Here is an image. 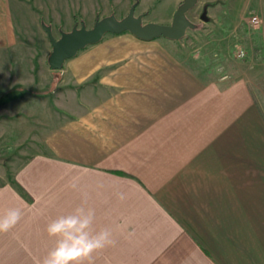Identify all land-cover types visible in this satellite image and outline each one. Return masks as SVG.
Returning <instances> with one entry per match:
<instances>
[{
	"label": "crops",
	"instance_id": "0c3cea01",
	"mask_svg": "<svg viewBox=\"0 0 264 264\" xmlns=\"http://www.w3.org/2000/svg\"><path fill=\"white\" fill-rule=\"evenodd\" d=\"M181 1L0 0V51L28 50L21 26L26 35L34 23L41 34L45 23L55 37L80 20L120 19L132 5L142 20L166 22ZM197 1L215 3L204 11L220 27L210 29L206 52L217 74L180 73L181 65L161 72L156 64L145 73L146 62L129 60L130 74L120 66L101 77L91 107L66 115L47 136L46 152L15 169L22 190L0 184V214L23 209L0 232V258H44L55 243L47 223L85 204L95 210L94 230L110 228L114 240L87 264H264V0ZM247 10L259 19L253 30L244 24ZM234 47L242 59L229 58ZM23 66L33 69V83L35 68L50 79L54 72L46 59ZM82 66L63 63L59 81L82 82ZM6 67L0 60V83H11ZM12 79L20 84V72Z\"/></svg>",
	"mask_w": 264,
	"mask_h": 264
},
{
	"label": "rangeland",
	"instance_id": "374dc122",
	"mask_svg": "<svg viewBox=\"0 0 264 264\" xmlns=\"http://www.w3.org/2000/svg\"><path fill=\"white\" fill-rule=\"evenodd\" d=\"M205 8V5L202 7L201 1H197L186 13V17L193 24V27L186 29L184 36L179 40L157 37L147 43L139 41L130 43L125 39L106 34L99 43L84 47L73 58L64 62L66 63L65 68H67L68 63L82 64L86 67L82 66L86 70L83 75L87 78L80 83L66 82L63 78L59 81V78L64 75L60 76L58 70H54L50 79L41 68H35L36 76L33 83L31 81V78L34 77L31 73L33 69L18 66L23 65L26 61L40 62L42 59H46L47 64V55L51 51V46L45 38L44 31H41L40 34L38 30H34L36 28L34 23L31 25L33 27L28 28L29 32L26 35V29L23 30L21 26L19 38L22 39L21 36L26 38L30 49L27 48V51H0V60H5L6 71H9L11 75L9 78L11 83H0V184L11 182L22 190L14 180L15 169L25 160L46 152L44 142L47 136L66 118V115L72 118L71 113L75 112L77 108L91 107L93 92L99 91L98 86L101 77L110 75L111 69L120 66L122 75H125L126 71L127 74H130V66L127 65L126 67L123 62L129 60L144 61L147 63L144 66L145 73L147 66L149 68L156 64L161 72L164 69L174 71L181 65L180 73H184V70L187 69L193 73H200L206 78L217 74V70L220 69H215L217 67L209 62L210 59L207 58L206 53L210 48L209 43H207L208 35L211 33L209 31L216 27L206 15ZM224 10L220 7L215 9L220 17L223 16ZM252 15H255L252 10L245 12L244 24L248 30L254 29L249 25V17ZM97 19H100L99 16L95 21ZM142 21L151 22L147 19ZM170 21H157L156 23L169 24ZM44 25L46 24L44 23ZM82 25L91 28L93 23H89L87 26L86 21L80 20L75 24L76 27ZM46 26L51 29L50 25ZM216 29H220V27ZM60 32L56 29L55 38L59 37ZM235 48L225 52L231 60L242 59L236 56L237 48ZM115 60L121 61L108 64L109 61ZM138 65L140 66V64ZM87 67L90 68L87 69ZM154 70L156 71V69ZM141 71L138 69V74ZM18 72H20V80L22 81L20 84L12 85V77H17ZM56 78L58 79L56 80ZM101 85L107 84L102 83ZM16 87H20V89ZM101 90L110 92L111 89L105 87L104 90ZM8 257V259L0 258V264H41L43 259L40 255L31 261H14L10 255Z\"/></svg>",
	"mask_w": 264,
	"mask_h": 264
},
{
	"label": "water",
	"instance_id": "95a60500",
	"mask_svg": "<svg viewBox=\"0 0 264 264\" xmlns=\"http://www.w3.org/2000/svg\"><path fill=\"white\" fill-rule=\"evenodd\" d=\"M197 0H182L172 14L169 24L143 22L141 15L134 14V6L128 13L117 19L114 15H107L97 19L91 28L84 25L72 27L69 31H61L55 38L49 26L43 25L48 41L51 45L47 62L52 70L62 68L64 61L76 55L84 47L95 44L106 33L129 32L141 40H151L164 37L169 40L181 39L186 29L193 24L186 17V13L196 4Z\"/></svg>",
	"mask_w": 264,
	"mask_h": 264
},
{
	"label": "clouds",
	"instance_id": "9594fccd",
	"mask_svg": "<svg viewBox=\"0 0 264 264\" xmlns=\"http://www.w3.org/2000/svg\"><path fill=\"white\" fill-rule=\"evenodd\" d=\"M76 188V185H71ZM123 199V194H119ZM95 210L80 204L67 214L51 219L45 232L53 238L54 246L42 259L41 264H87L92 254L114 243L112 230H94ZM23 209L13 207L0 214V232H8L22 218Z\"/></svg>",
	"mask_w": 264,
	"mask_h": 264
},
{
	"label": "built area",
	"instance_id": "2783aa9c",
	"mask_svg": "<svg viewBox=\"0 0 264 264\" xmlns=\"http://www.w3.org/2000/svg\"><path fill=\"white\" fill-rule=\"evenodd\" d=\"M259 24V19L257 18V16L252 15L249 17V25L253 28H255L257 25ZM245 55V52L243 51V49H238L236 51V56L239 58H242Z\"/></svg>",
	"mask_w": 264,
	"mask_h": 264
},
{
	"label": "trees",
	"instance_id": "16d2710c",
	"mask_svg": "<svg viewBox=\"0 0 264 264\" xmlns=\"http://www.w3.org/2000/svg\"><path fill=\"white\" fill-rule=\"evenodd\" d=\"M211 4H213V3H207V4L205 5V7L208 6V5H211Z\"/></svg>",
	"mask_w": 264,
	"mask_h": 264
}]
</instances>
